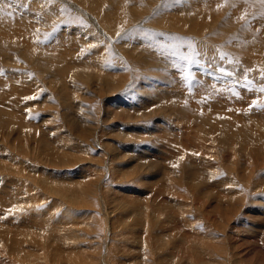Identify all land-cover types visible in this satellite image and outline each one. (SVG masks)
I'll return each instance as SVG.
<instances>
[{
	"label": "rangeland",
	"instance_id": "rangeland-1",
	"mask_svg": "<svg viewBox=\"0 0 264 264\" xmlns=\"http://www.w3.org/2000/svg\"><path fill=\"white\" fill-rule=\"evenodd\" d=\"M181 237L264 264V0H0V264H177Z\"/></svg>",
	"mask_w": 264,
	"mask_h": 264
},
{
	"label": "bare ground",
	"instance_id": "bare-ground-1",
	"mask_svg": "<svg viewBox=\"0 0 264 264\" xmlns=\"http://www.w3.org/2000/svg\"><path fill=\"white\" fill-rule=\"evenodd\" d=\"M6 39V38H5ZM234 44V43H233ZM31 51V50H30ZM64 56V55H63ZM53 58H55V56L53 57ZM59 59H62V58H59ZM64 62V61H63ZM69 66V65H68ZM245 131V130H244ZM212 132V131H211ZM211 132H209V133H211ZM188 134H190V133H188ZM246 134V133H245ZM182 135H183V133H182ZM185 136V135H184ZM242 136H240V138H241ZM245 137V136H244ZM188 143L190 142V141H192V138H184ZM195 139V138H194ZM198 139V138H197ZM253 140V139H252ZM230 141H231V143H233L234 142V140H233V138H230ZM256 141V140H255ZM194 141H192V142H190V143H193ZM235 142H236V140H235ZM242 142H243V140L241 139L240 140V143L242 144ZM244 143V142H243ZM198 143L196 142V144L195 145H197ZM230 145L229 144V142L227 141L225 144H223L222 146L225 148V147H227L228 145ZM239 144V143H238ZM246 144V143H245ZM198 146V145H197ZM251 146V145H250ZM229 148H230V146H228ZM227 147V148H228ZM245 147V146H244ZM247 147V146H246ZM198 148H202L201 147V145H199V147ZM243 150H245L244 148H242ZM256 150V149H255ZM254 149L252 150V149H250V147L249 148H247L246 149V151L249 153L248 155H250V156H252V157H254V158H256L258 155H256L257 153L256 152H254L255 151ZM243 152V151H242ZM247 155V156H248ZM247 158V157H246ZM249 159V158H248ZM199 161L197 162H195V166H196V168H186V170H184L185 172H183V173H186V171L187 170H189V172H187L186 174L187 175H190L191 176V174L192 175H195V176H197V178H203L204 176H206V175H210V174H208L209 172L208 171H206V172H208V173H205V174H202V172H205V169H202V164L204 165V163H203V158H200V159H198ZM183 169H185V168H183ZM201 174V175H200ZM188 180H190V179H188ZM207 181V180H206ZM210 183V182H209ZM207 184V183H206ZM218 184V183H217ZM208 186V185H207ZM209 189V188H208ZM212 189V188H211ZM5 191H6V189H5ZM219 205H220V203H219ZM239 215V214H238ZM242 217V216H241ZM240 217V218H241ZM156 224V223H155ZM175 225V224H174ZM173 226V225H172ZM171 227V226H170ZM175 227V226H174ZM192 227V226H191ZM192 231V230H191ZM157 234V233H156ZM156 234H155V236H156ZM186 234H187V231H186ZM188 236H192V235H188ZM187 235H186V238H189L190 239V237H188ZM199 236V235H198ZM174 238V237H173ZM182 238V237H181ZM180 238V239H181ZM179 239V238H178ZM177 239V240H178ZM156 241V240H155ZM195 241H198V240H196L195 239ZM182 242H184V244L181 246V247H179L178 245V247L177 246H175V244H173L172 246H175V247H177L178 248V252L180 251L181 252V250H182V257L181 256H179L178 255V257L180 258V259H182V261H183V263H179V262H177V264H185L186 263V261H187V263H188V260H190L191 258H193V257H191V256H194L193 254L196 252V251H200V249H199V242H200V240L198 241V242H189V241H187V242H189V243H187L186 242V239H184V238H182ZM182 242H180L181 244H182ZM177 244H179L178 242H176ZM248 243V242H247ZM152 245H156L155 243H154V240H153V242H152ZM180 245V244H179ZM150 246V245H149ZM264 247V246H263ZM145 249V248H144ZM153 249H156V247L155 248H153ZM203 249V248H202ZM201 249V250H202ZM251 249V248H250ZM253 249V248H252ZM150 250V249H149ZM147 252H148V250H146ZM145 251V252H146ZM164 251V250H163ZM167 251V250H166ZM144 252V251H143ZM150 252V251H149ZM160 252V251H159ZM184 252V253H183ZM204 252H206V251H204ZM260 252H262V251H260ZM163 253V252H162ZM187 253V254H186ZM260 254V253H259ZM145 255V254H144ZM151 255V258H150V260L153 258V260H155V259H157V255H156V252L155 251H152V253L150 254ZM189 255V256H188ZM191 255V256H190ZM202 256L204 255V256H208L209 258H210V256L211 255H209L208 253H206V255H205V253H203V254H201ZM264 255V254H263ZM177 257V258H178ZM224 257V256H223ZM254 258V257H253ZM145 259V258H144ZM171 259V258H170ZM183 259H186V260H183ZM188 259V260H187ZM225 259H227V255H225ZM232 259V258H231ZM159 260H160V257H159ZM149 261V260H148ZM160 261H162V259L160 260ZM261 261H264V260H261ZM173 262V261H172ZM185 262V263H184ZM258 262V261H257ZM154 262L152 261V264H153ZM156 263V262H155ZM162 262H159L158 264H161ZM174 263H176V261H174ZM173 263V264H174ZM264 263V262H263ZM146 264V263H145ZM255 264V263H254Z\"/></svg>",
	"mask_w": 264,
	"mask_h": 264
}]
</instances>
